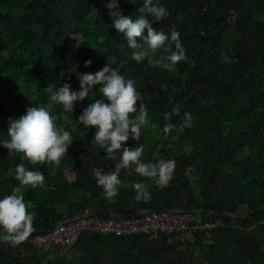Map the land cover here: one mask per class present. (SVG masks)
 <instances>
[{"label": "trees", "instance_id": "trees-1", "mask_svg": "<svg viewBox=\"0 0 264 264\" xmlns=\"http://www.w3.org/2000/svg\"><path fill=\"white\" fill-rule=\"evenodd\" d=\"M109 2L0 0L2 196L15 190L31 203L32 233L109 208L186 207L241 216L264 208V0H153L164 5L169 15L158 22L147 18L158 30L179 31L186 50L188 59L174 72L132 59L135 50L112 27ZM144 3L119 0L123 14L133 18ZM137 41L144 44L143 38ZM222 52L228 62L221 63ZM88 60L92 63L86 67ZM108 62L136 82L140 103L149 112V126L142 128L140 141L130 138L127 146L142 144L144 162H176L173 178L163 189L135 175L134 165L130 173L121 170L122 186L114 201L103 196L95 171H113L118 161L106 159V152L95 143L96 129L78 121L92 101H77L74 112L65 113L50 101L47 91L48 86L56 89L64 83L79 90L80 74H94ZM98 89L96 99L101 98ZM31 106L59 115L57 123L73 135L58 167L47 162L32 165L3 146L9 139L10 118L18 119ZM173 107L193 118L192 127L178 136L176 131L164 133V113ZM171 122L179 125L180 119L173 117ZM20 163L42 171L44 186H22L15 179ZM135 182L149 185L150 201L135 200ZM243 207L246 212L240 214ZM139 216L126 212L99 218ZM196 216L222 223L212 230L176 233L173 240L165 232L132 237L85 234L67 250L46 249L32 235L17 245L0 240V264H264V213L248 219L215 213Z\"/></svg>", "mask_w": 264, "mask_h": 264}, {"label": "clouds", "instance_id": "clouds-1", "mask_svg": "<svg viewBox=\"0 0 264 264\" xmlns=\"http://www.w3.org/2000/svg\"><path fill=\"white\" fill-rule=\"evenodd\" d=\"M107 6L113 18L112 27L123 35L127 46L135 50L132 59L136 62L147 61L148 67H159L174 72L180 62L188 59L181 44L179 31L173 28L169 34L158 30L153 27V21L147 18V15H150L156 22L166 18L169 12L164 5L145 0L135 18L123 14L119 0H110ZM138 37L143 38V45L138 43ZM224 62H228V58L227 54L222 52L221 63ZM91 63L92 61L88 60L85 66H90ZM112 63H115V57L112 58ZM96 86H99L100 99H96ZM47 91L50 93V101L61 105L65 113H73L77 101H92L83 108L78 121L86 128L94 127L95 143L106 152L105 158L118 161L113 171H95L97 185L103 189L106 199L114 201L122 186L121 170H128L130 173L133 165L135 173L153 181L158 188L163 189L169 185L176 167L174 159H159L156 163L144 162L142 144L127 146L130 138L140 141L142 128L149 126L148 109L145 104L140 103L141 94L133 79L126 78L108 62L102 70L94 74H80L79 90H73L70 83H64L56 89L48 86ZM173 117H179V125L171 122ZM59 119V115L51 113L46 107L31 106L27 108L26 114L18 119L10 118L9 139L3 141V146L9 150V154L19 153L22 160L27 159L32 165L47 162L58 167L74 141L72 133L57 123ZM164 120V133L176 131L177 136L193 124L191 113L181 114L178 107L165 112ZM15 179L22 186L31 188L43 187L45 184L43 172L29 170L24 163L16 166ZM132 187L137 202L151 200L148 184L135 182ZM31 207V203L26 202L24 196L15 190L0 199V229L3 230L0 240L17 245L31 235L35 230V213L29 211Z\"/></svg>", "mask_w": 264, "mask_h": 264}, {"label": "built area", "instance_id": "built-area-1", "mask_svg": "<svg viewBox=\"0 0 264 264\" xmlns=\"http://www.w3.org/2000/svg\"><path fill=\"white\" fill-rule=\"evenodd\" d=\"M222 222L204 221L196 214L181 210L150 211L139 217L128 219H102L97 216L85 217L77 221L59 224L48 233L38 236V243L46 249L58 246L70 249L75 246L85 234H98L111 237H132L135 234H150L165 232L170 240L173 235L189 229L212 230ZM264 224V218L261 220Z\"/></svg>", "mask_w": 264, "mask_h": 264}, {"label": "water", "instance_id": "water-1", "mask_svg": "<svg viewBox=\"0 0 264 264\" xmlns=\"http://www.w3.org/2000/svg\"><path fill=\"white\" fill-rule=\"evenodd\" d=\"M3 198L4 197L0 193V199H3ZM154 210H156V211L181 210V211L190 212L193 214H214L215 213V214H220V215L233 216V217L238 218V219H248L252 215L264 213V208L258 209L256 211H250L245 216H241L236 212H230V211H213V210H205V209L186 208V207L157 208V209H153V210H141L138 208H125V209H123V208H109V209H104V210H101V211L95 212V213H87V214L80 215V216L74 217L72 219L60 222V223H56L46 231H43L40 233H31V235L32 236L44 235V234L48 233L49 231H51L52 229H54L59 224L71 223V222L77 221V220L85 218V217H94V216L99 217V216H103V215H109V214H114V213H126V212L132 213L134 215H143L145 213H148V212L154 211Z\"/></svg>", "mask_w": 264, "mask_h": 264}, {"label": "rangeland", "instance_id": "rangeland-1", "mask_svg": "<svg viewBox=\"0 0 264 264\" xmlns=\"http://www.w3.org/2000/svg\"><path fill=\"white\" fill-rule=\"evenodd\" d=\"M81 38H79V42L81 43ZM133 173L135 174V175H138L137 173H135V171L133 170ZM246 212V208L245 207H243L241 210H240V214H244Z\"/></svg>", "mask_w": 264, "mask_h": 264}, {"label": "crops", "instance_id": "crops-1", "mask_svg": "<svg viewBox=\"0 0 264 264\" xmlns=\"http://www.w3.org/2000/svg\"><path fill=\"white\" fill-rule=\"evenodd\" d=\"M18 193V192H17ZM63 252V250H61V252H59V253H62Z\"/></svg>", "mask_w": 264, "mask_h": 264}]
</instances>
